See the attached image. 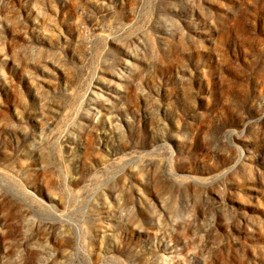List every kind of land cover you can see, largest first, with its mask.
<instances>
[{"label": "rangeland", "instance_id": "1", "mask_svg": "<svg viewBox=\"0 0 264 264\" xmlns=\"http://www.w3.org/2000/svg\"><path fill=\"white\" fill-rule=\"evenodd\" d=\"M0 264H264V0H0Z\"/></svg>", "mask_w": 264, "mask_h": 264}]
</instances>
